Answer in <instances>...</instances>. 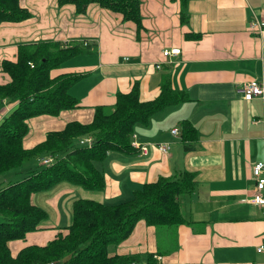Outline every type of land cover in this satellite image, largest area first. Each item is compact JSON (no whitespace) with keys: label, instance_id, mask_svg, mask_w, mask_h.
Returning <instances> with one entry per match:
<instances>
[{"label":"crops","instance_id":"obj_1","mask_svg":"<svg viewBox=\"0 0 264 264\" xmlns=\"http://www.w3.org/2000/svg\"><path fill=\"white\" fill-rule=\"evenodd\" d=\"M21 1L31 17L0 26V83L9 79L2 61H14L19 44L86 39L91 45L57 70L83 75L69 89L79 105L30 118L25 148L71 121L91 122L97 106L113 107L117 94L135 83L141 100L157 98L165 78L186 98L136 125L132 141L145 144L147 153L133 146L108 151L96 162L103 188L61 181L33 193L48 216L39 230L10 243L12 253L64 231L78 198L119 203L147 182L186 172L194 185L178 196L185 220L159 227L141 219L109 253L129 257L131 264H264V252L257 251L264 241V205L251 201L252 166L264 160V95L246 99L237 90L239 81L264 78V0H141L139 33L121 14L97 3L79 13L74 4L58 0ZM171 47L180 52L165 56L163 50ZM14 106L2 101L0 120ZM175 126L178 135L171 132ZM85 136L91 135L76 139ZM162 142L170 144L167 153L156 146Z\"/></svg>","mask_w":264,"mask_h":264},{"label":"trees","instance_id":"obj_2","mask_svg":"<svg viewBox=\"0 0 264 264\" xmlns=\"http://www.w3.org/2000/svg\"><path fill=\"white\" fill-rule=\"evenodd\" d=\"M71 3L85 13L91 3L122 15L139 33L144 28L141 0H58ZM32 15L21 0H0V26L22 22ZM88 40L69 43L42 40L22 43L16 59H4L2 71L9 79L0 83V104L15 103L0 120V174L21 167L35 157L51 155L54 160L40 168L28 169L18 181L0 186V264H131L133 259L109 253L143 219L159 227L179 225L185 220L178 196L193 189L188 173L177 177H161L134 191L127 201L105 204L93 199L78 198L72 205V221L64 231L46 244H28L16 254L13 240L25 239L28 232L41 228L47 211L32 200V194L50 189L56 183L69 181L87 189H101L105 179L96 162L104 160L108 151H131L132 135L138 123H148L163 107L185 100L186 92L174 89L165 78L159 96L141 100L135 83L131 91L117 94L113 111L97 106L89 123L69 122L64 129L48 134L45 141L25 148L28 120L40 114L57 115L77 107L78 100L69 92L82 74L57 71L68 59L88 51ZM130 59V58H129ZM104 109V110H103ZM92 133V134H88ZM93 136L91 146L81 145L77 137ZM138 151V149L136 150ZM133 263V262H132Z\"/></svg>","mask_w":264,"mask_h":264},{"label":"built area","instance_id":"obj_3","mask_svg":"<svg viewBox=\"0 0 264 264\" xmlns=\"http://www.w3.org/2000/svg\"><path fill=\"white\" fill-rule=\"evenodd\" d=\"M257 22H251L252 26L256 24ZM260 25L264 27V18L262 21H260ZM180 52L179 47H171V48H165L163 50V54L166 55H172L177 54ZM124 60H129L128 56L124 57ZM161 63H157V67H160ZM238 92L243 95L246 99H252L255 96L264 95V78L263 79H252L249 81H239L238 83ZM171 132L174 135H178L180 132L179 127L175 126L171 129ZM136 136L135 133H133L132 137ZM79 143L81 145H87L91 146L93 143L92 136H85L82 137L79 140ZM132 145L136 146L137 149L141 153H147V147L145 144H142L140 142H137L135 140L132 141ZM157 148L161 150L164 153H167L170 150V144L167 142L157 143ZM54 160V157L51 155L42 157L41 162L42 163H50ZM252 172L253 176L255 177V189L251 197V201L258 205H264V160L256 161L252 166ZM258 252H264V241L257 246Z\"/></svg>","mask_w":264,"mask_h":264},{"label":"rangeland","instance_id":"obj_4","mask_svg":"<svg viewBox=\"0 0 264 264\" xmlns=\"http://www.w3.org/2000/svg\"><path fill=\"white\" fill-rule=\"evenodd\" d=\"M113 110H114V108L111 107V108H106L104 111L111 112ZM88 134H92V133H88ZM80 139H77L78 143H79ZM40 165H41V160L38 157H35V158L25 162L21 167H18L16 169L10 170L6 173L0 174V186H5L10 182H15L17 180L23 179L27 175L26 171L28 170L29 167L30 168H40ZM0 220H2V216H0ZM20 241H22V240H20ZM20 241H17V243H19ZM11 245L13 246V250H15L16 245H13V243ZM51 263H53V262H50V264Z\"/></svg>","mask_w":264,"mask_h":264}]
</instances>
